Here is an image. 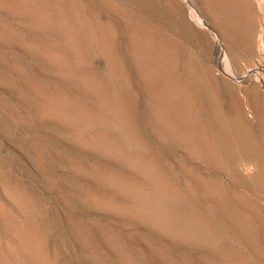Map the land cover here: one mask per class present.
Listing matches in <instances>:
<instances>
[{
  "label": "rangeland",
  "instance_id": "1",
  "mask_svg": "<svg viewBox=\"0 0 264 264\" xmlns=\"http://www.w3.org/2000/svg\"><path fill=\"white\" fill-rule=\"evenodd\" d=\"M195 2L0 0V264H264V36Z\"/></svg>",
  "mask_w": 264,
  "mask_h": 264
},
{
  "label": "bare ground",
  "instance_id": "2",
  "mask_svg": "<svg viewBox=\"0 0 264 264\" xmlns=\"http://www.w3.org/2000/svg\"><path fill=\"white\" fill-rule=\"evenodd\" d=\"M216 1H218L217 2V7H216V3H213L212 0H196L195 3L197 4V6H196L195 11L192 12L193 15L192 14L191 15H192L193 20L196 22V24L200 28L210 29L209 26H208L207 20H210L212 22L213 27H214L215 26L214 24H216L218 21H221V19H220L219 16L224 17L226 19V21H227V18H226L227 14L225 12H223V10L230 9V10L237 11V12H243V14L245 15L246 19H247V15H248L249 20L247 19V22H248L247 28L249 27V29H250L251 28L250 24L253 25L256 22L258 28L260 27V30H259L260 33L262 34V36H264V0H246V1L245 0H241V1L240 0H216ZM189 14H190V12H189ZM182 16L185 17V15H183V14H182ZM228 24L229 23L227 21V25ZM224 29H225V27H224ZM224 46L219 47V49L217 48V53L216 54H217V59L220 62L219 64H222V65L226 66L228 64V61L229 60L227 59L226 50H225V47ZM261 49H263V51H264V48H261ZM259 50H258V52H259ZM72 104L76 105L77 103L75 104V102H74ZM117 117H119V116H117ZM235 130H233V131H235ZM236 132H237V130H236ZM145 200H146V197L143 198V200L141 202V203H144V206H142V208L140 207V209H139L141 211V213L147 214L148 216L159 217V219H162L163 218V219H165V220L162 219L163 222L166 221L167 225L169 224V222H171V219H173V218L167 216L166 213H163L161 211H160L161 212L160 213V212H155L154 211L155 209L151 210V208H148L149 207L148 206L149 202H147ZM178 225L176 227H178ZM193 234H195V233H193Z\"/></svg>",
  "mask_w": 264,
  "mask_h": 264
}]
</instances>
